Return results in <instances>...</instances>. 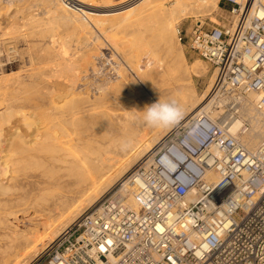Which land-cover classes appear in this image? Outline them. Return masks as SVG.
Wrapping results in <instances>:
<instances>
[{"label":"built area","instance_id":"1","mask_svg":"<svg viewBox=\"0 0 264 264\" xmlns=\"http://www.w3.org/2000/svg\"><path fill=\"white\" fill-rule=\"evenodd\" d=\"M219 5L227 23L186 35L215 75L209 102L218 114L177 122L30 264H264V140L246 145L252 124L242 117L250 93L264 116V2Z\"/></svg>","mask_w":264,"mask_h":264},{"label":"bare ground","instance_id":"2","mask_svg":"<svg viewBox=\"0 0 264 264\" xmlns=\"http://www.w3.org/2000/svg\"><path fill=\"white\" fill-rule=\"evenodd\" d=\"M155 1L157 2V10H154L158 14V17L156 16L158 19L156 20L160 22L159 35L162 42V50H164L166 57H156V53H151L153 57L148 59L146 70L143 69L137 72L134 69H130V75L123 72L121 76L122 80L127 82L129 87L133 88V85L140 84L148 90L152 87L151 82L154 80V77L159 76L162 79L167 78L168 80L165 79L164 84L167 86L168 93L170 94L161 96L150 90V94L148 93L147 96L134 95L130 93L131 89H121L118 95L110 97L108 104H99L96 106L87 105L85 102L90 100L91 92L96 93L100 90L102 91V88H104L105 85L107 86V83H113L112 85L114 87L118 80L115 79L114 76L112 77L109 75V77L106 78L107 83L102 80V85L96 87L92 84V86L86 85L87 83L85 86L84 84L82 85L80 78L81 74H78L80 72V65L78 66L73 56V58H71V55H68L70 53V51L69 53L67 52L69 49L66 51L63 47L60 54L57 52L56 57L52 59L53 64L46 66V68L51 70L52 78L54 77L53 80H51L53 81L52 86L41 88L39 92H35L34 95L30 97L29 108H32L31 105H33L37 112H34L32 109H26V111L22 109L21 111L25 112L22 113L21 116L25 118L18 123L17 121H13V117H15V113H12L13 111L6 114L10 109L12 110V108L6 107L4 108L5 111L3 109V111H0L3 112V115L6 114L5 116H8V118L10 117L9 119L7 118V120L12 124H9L10 126L4 129L1 128L2 130L0 129V136L6 134L5 137L10 138V142L8 143L10 147L6 149L7 153L9 152L8 154H11L9 157L16 156L18 153L26 154L42 144H53V149L55 148L53 151H50L51 154H49L48 151V154L45 155L34 154L29 156L30 159L40 162V166L39 163L38 166H35L36 168L38 167V170L40 169L37 171L39 174H25L23 177L19 176L18 172L12 169L17 166L15 163L18 161L12 162L7 159L1 162V160H4V157H0V204L3 203V206L0 208V230L4 233L2 236L9 240L7 247L1 248L3 249V264H11V258L15 259V264H30L48 246V244H44L43 238L48 232H52L58 237L63 231L68 229L78 216L81 215L83 204L84 206H88V208L95 204L117 183V181L125 177L134 165L143 160L147 154L158 145L164 136L172 131L178 121H175L172 125L159 126L156 128L155 126H149L145 122L143 118L144 109L154 104V101L162 102L164 100L163 98L168 96L167 98L171 99L172 102L174 101L179 109L180 116L184 114L186 116V114H188L186 121L188 117L194 118L205 111L213 117L218 114V112L211 107V101L209 102L208 100V103L205 102V105H199L200 100L195 97L194 92L181 86L180 81L182 80H186L193 75L200 77L202 59H198L192 67L190 66L191 70H189L185 64L184 55L181 53L177 54L172 47L170 48V36L174 33L173 24L170 18L165 16L167 9L165 8L163 0ZM261 1L264 2V0ZM156 2H154L155 5ZM76 3L79 2L76 1ZM151 3H153V1ZM174 3L173 14L180 13L181 15H185L188 13L192 15L196 13L193 11L196 9L200 11L201 9L206 10L210 7H217L218 0H175ZM138 4L137 6L129 4L132 7L128 8V12H139L138 15L140 16L137 17L136 14L134 16L135 18L132 17L136 23L141 19H147V12L149 13V10H151L149 0H140ZM67 8H69V6ZM76 9L79 8L75 7V10ZM79 10L81 12V9ZM82 11L85 12L84 10ZM72 13L74 12L72 11ZM64 16L68 17L67 19L72 22L81 23L83 20L75 13L70 16L69 14L68 16ZM186 18L188 17L186 16ZM91 20H93V18ZM87 26L88 24L86 27ZM148 28L149 27H147V29ZM90 29L91 28H89V30ZM98 39H100V37ZM48 46L49 44L47 47ZM67 47L65 46L66 49ZM145 47L147 46L145 45ZM49 48L47 50H49ZM121 52L123 54L122 49ZM136 53L138 54V51ZM142 53L140 52V54ZM128 56L132 58L131 55ZM135 57L139 56L136 55ZM132 62L133 65H136L134 61ZM2 70H4V68H2ZM37 71L35 75L38 81H42L41 76H43L46 70L40 67ZM104 75H102V77ZM214 79L215 75L211 76L210 74V88H212ZM5 81H7V79H0L1 90L5 88L4 86H8ZM90 82L95 83V81ZM113 87L111 89H113ZM256 99L257 96L253 93H250L247 98L243 99L244 108L242 117H248L252 124L250 132L246 136H243V140L250 149H256L264 140V116L256 110ZM190 107L192 108L190 109ZM135 109L139 110V113H136ZM40 114L42 116L44 114V116L47 117L46 122L50 121L48 123L50 130L53 127L61 128L60 133H47L46 126V131L44 130L45 128L43 129L41 127L42 129L38 128V130L36 127L37 130L30 134L32 127L40 126L41 123L39 124L37 122L39 119H36L42 117ZM40 120H45V118H41ZM95 121H100L103 125L101 127L95 126V124L94 126L91 125ZM63 126H65V128H63ZM241 128L242 121L238 119L232 125L231 130L233 133H238ZM143 129V132L133 136L136 130ZM42 130H44V132ZM29 137H33L30 142H34V144H30L32 145L30 148L27 147L29 142L27 138ZM64 137H68L69 139L63 141ZM19 138H21L22 145ZM19 142L21 146H19V144L18 146L21 152H12L11 149L13 148L11 147H14L13 150H15L18 148L16 145ZM13 143H16V145L13 146ZM3 151L0 150V153ZM28 161L31 162L30 160ZM25 162L22 164H25ZM13 164H15L14 167L10 168V165ZM26 166L27 165H25V169ZM32 167L34 166L32 165ZM26 170H28V168ZM207 177L213 181L218 180V175L213 172L208 173ZM126 184L127 189L131 190L128 186V181ZM55 187L58 190L52 199L47 200L44 204H38V202L34 201L39 194L49 191L52 192L51 189ZM29 197L30 199H28ZM18 199L21 200L19 201ZM129 202L132 206H135L132 196L129 197ZM10 217H12L13 221L9 220ZM1 218H3V222H1ZM42 221L43 224H41ZM64 222L65 224L61 228H58V226ZM37 244H43V246H45L41 250H38L36 249Z\"/></svg>","mask_w":264,"mask_h":264},{"label":"rangeland","instance_id":"3","mask_svg":"<svg viewBox=\"0 0 264 264\" xmlns=\"http://www.w3.org/2000/svg\"><path fill=\"white\" fill-rule=\"evenodd\" d=\"M76 1L79 3L81 1L82 2L79 4L76 3ZM137 1L139 2L140 0H84V1L75 0V2L74 0H0V52H2L0 53V63H1L0 65H2L0 66V69L2 70V68H4V70L2 71L0 70V79L1 78L7 79V81L5 82L8 85V86H4L5 88H3V90L0 89V111H3L4 108L6 107L12 108V110L10 109V111H8L6 114H8L9 112L11 113L13 111L12 113L13 114L15 113L14 114L15 117H13L15 120L13 119V121H17L18 123H20L21 120L22 121L24 120L25 117L21 115L26 111V109H32L34 112H37V110H35L33 105H31L32 108H29L30 100H31L30 97L31 95L33 96L35 92H39L41 88H47L52 86L53 81L51 80H53L54 77L52 78L51 70L46 68V66L53 64L52 59L56 57L57 52L60 54L63 47L64 50L66 51L69 49L67 51L68 53L70 51L68 55H71L70 56L71 58L74 57L73 59L77 61L78 66L80 65L79 66L80 72L78 74H81L80 78L82 85L84 84L85 86L86 83H87L86 85L89 86L95 85V87L102 85L101 84L102 80L106 81V78L109 77V75L112 77L114 76V78L118 80V82L115 83L114 87L112 85L113 83L108 84L106 81L107 86L105 85V87L102 88L103 89L102 91L100 90L99 92L96 93L93 92L94 94L91 92L90 100L85 102V104L87 105L96 106L99 104H108V101H110V97L118 95L121 89H125V90L131 89L130 93L131 94L133 93L134 95L138 94V95L147 96L150 90L151 92L160 94L161 96L170 94L168 93L167 86L164 84V80L165 79L168 80L167 78L162 79L159 76L154 77V80L151 82L152 87L150 90L144 88L140 84L133 85V88L129 87V85H127L128 83L122 80L121 73L123 74V72H125V74L130 75L131 72L130 69H134L137 72L143 69L146 70L145 68L148 59L150 57H153L151 53H156V57H161V58L166 57L164 50H162V42L159 35L160 22L156 20L158 19L157 18L158 14L154 10V9L157 10L156 8L157 2L155 0H149L151 10H149V13L147 12V19L146 18L141 19L136 23L134 21L135 18L134 16L136 14L137 17L140 16L138 15L139 12L138 11L128 12V8L132 6H137L138 4ZM152 1L153 3H151ZM219 1L220 0H218V5L215 8L210 7L206 10L201 9L200 11H198V9L193 10L196 13L192 14L193 15L192 16L191 14L188 13L185 15H181L180 13L173 14L172 11L175 6L173 4H175L174 3L175 0H169V1L163 0L165 8L167 9L165 16H167V18H170L173 24V31H174L173 35L171 34L170 36L169 46L170 48L172 47L177 54L181 53L182 55H184L183 57L185 59V64L189 70H191V67L196 63L198 59L201 58L200 56H198L196 52H194L188 46L186 41L187 40L186 35L190 36L193 30L199 25H202L204 29H208L218 23L221 24L227 23L228 13H225L221 10L220 7L222 5H219ZM154 2H156V5ZM129 4L131 5L133 4V5L131 6ZM68 6L69 8H67ZM75 7L81 9V12L79 9H76L77 10L76 11ZM82 10H84L86 13L83 12ZM72 11L75 14H77L79 18L83 19L81 23L69 21V19H67L68 17L64 16V15L68 16V14L69 16L71 14H74L72 13ZM80 14L81 16L83 14V16L81 17ZM87 15L89 18L87 17ZM186 16L188 18H186ZM63 17L65 18V20ZM91 17L93 18V20H91L92 19ZM87 24L88 26L86 27ZM141 24L143 27L141 26ZM146 26L149 28L147 29ZM88 27L91 29L89 30ZM99 37L100 39H98ZM180 37H182V41H180L179 39ZM63 43L66 45H64ZM48 44L49 46L47 47ZM145 45L147 47H145ZM65 46L67 47V49L65 48ZM48 48L50 51L47 50ZM121 49L123 51V54L121 52ZM137 51L139 55L136 53ZM140 52L141 53L143 52L142 53L143 55L140 54ZM110 53L113 54L111 55ZM128 55H131L132 58H130V56ZM136 55L139 57H135ZM132 61H134V64L136 65H133ZM40 67H43L46 70L43 76H41L42 81H38L37 76L35 75ZM200 71H201L200 77L193 75L192 77L187 78L186 80L180 81V83L183 88L186 87V89H189L194 92L195 97L200 100L199 105L200 104L205 105L206 103H208V100L211 99L210 65H208L205 61L202 60ZM102 75L104 76L102 77ZM90 81H95L96 84ZM38 83L41 85H39ZM111 86L113 87V89H111L112 88ZM167 97L168 96L163 98L164 100L160 102L161 103L174 102V101L172 102V100ZM156 102L158 101H154L153 103ZM191 108L192 107H190V109ZM22 109H24L25 111H21ZM135 112L139 113V110L135 109ZM0 113L2 114L3 112ZM1 114H0V129L1 128L4 129L7 126L9 127L10 126L9 124L11 123H9L10 121L7 120L8 116H5L6 114L5 115L2 114L3 116ZM187 115L188 114H186V116L185 114L181 116L179 115L176 121L187 122L188 120L192 119L188 117V120L186 121ZM40 116L42 115L40 114ZM41 118L42 119L45 118V120H40ZM46 118L47 117H45L44 114L42 117L36 118L39 119L37 121L39 124L40 123L42 124L44 121L45 122L42 125L40 124V126L32 127L30 134L33 133L38 128L44 129L46 126H47V131L46 128L44 130L47 133L53 134L54 132L56 133L58 132L59 134L61 128L59 129L53 127L54 129L51 128L50 130L48 126V123L50 121L46 122ZM94 124L95 126L98 127H101L103 125L100 121H95L91 125L94 126ZM156 127L159 126H155V128ZM63 128H65V126H63ZM44 130L42 131L44 132ZM143 131L144 129L136 130L133 136H136V134H139L140 132ZM5 136L6 134L0 136V150L3 151L5 149L4 150L5 152L3 151L0 153V157L2 156L4 157V160H1V162L7 159L11 160L12 162L18 161L19 163L17 162L15 164L19 167L15 166L16 167L15 168L14 167L15 164H13L10 165V168L14 167L12 169L16 170L18 172V175L21 177H23L25 174L34 175L37 173V171L40 170V169L38 170V167L37 168L35 167L38 166V163L40 166V162H38L37 160L36 162L30 159L29 156L34 154L36 155H45L48 153L51 154L50 151H53L55 149V148L53 149L54 147L53 144L51 145L42 144L39 145L36 149L27 152L26 154H20L18 152H21V150H19L20 148L19 146L22 145V142H21V138H19L21 145L20 142L17 143V145L16 143H13V146L16 145V147H18L15 150H13L14 147H11L13 148L11 149L12 152H17L18 154L16 156L9 157L11 154H8L9 152L7 153L6 149L10 147L8 146V143L10 142V138ZM32 139L33 137L27 138V141H29L27 147L29 148L32 147V145H30L31 143L34 144V142H30L32 141ZM68 139H69L68 137H64L63 141H67ZM147 156L143 160H145ZM28 160H30L31 162H29ZM143 160H141L139 163L134 165L132 169L128 172V174L125 177L121 178L119 181H117V183L111 189L113 188L114 190L119 189L122 182L127 180V178L134 170V168L138 164H140ZM24 162L25 164H22ZM25 165H27L26 169L28 168V170L25 169ZM32 165L34 167H32ZM57 190L58 189L55 187L51 189L52 192L49 191V192L41 193L38 195V197L35 198L34 201L38 202V204H44L47 200L52 199L54 194L57 193ZM28 199H30V197ZM18 200L20 201L21 199ZM2 206L3 203L0 204V208ZM86 209H88V206H84L83 204L82 213ZM1 219H2L1 222H3V218ZM9 220L13 221L12 217H10ZM41 224H43V221L41 222ZM64 224L65 222L59 225L58 228H61ZM48 233L46 236L43 237L44 244L46 245L47 244L49 245L52 242V239L54 241V239L57 238L54 235V233L52 232H48ZM2 235H4V233L3 231L0 230V264H3L2 261L3 249L1 248H6L7 245L9 244L8 242L9 240H7V238H4ZM44 246L43 244H37L36 249L41 250ZM11 260H12L11 264H15L14 263L15 259L11 258Z\"/></svg>","mask_w":264,"mask_h":264},{"label":"clouds","instance_id":"4","mask_svg":"<svg viewBox=\"0 0 264 264\" xmlns=\"http://www.w3.org/2000/svg\"><path fill=\"white\" fill-rule=\"evenodd\" d=\"M180 112L175 103L157 102L144 109V120L149 126H167L176 121Z\"/></svg>","mask_w":264,"mask_h":264}]
</instances>
